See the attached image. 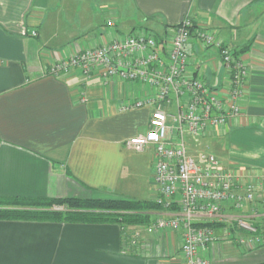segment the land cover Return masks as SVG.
Here are the masks:
<instances>
[{"label":"crops","instance_id":"0c3cea01","mask_svg":"<svg viewBox=\"0 0 264 264\" xmlns=\"http://www.w3.org/2000/svg\"><path fill=\"white\" fill-rule=\"evenodd\" d=\"M186 16L240 51L250 68L242 114L200 137L224 168L244 181L262 179L264 0H0V197L155 199L154 147L136 151L126 144L149 130L155 106L122 111V102L136 99L128 97L126 82L86 78L78 69L56 77L49 68L84 47L130 35L138 21L162 36ZM189 68L214 88L226 82L220 49L194 36ZM194 154L199 159L201 151ZM222 215L228 222L218 231L232 228L237 215L264 230L259 201ZM143 227L127 248L116 222L0 219V264H185L182 229ZM231 230L201 251L210 264H264V245L243 247Z\"/></svg>","mask_w":264,"mask_h":264},{"label":"built area","instance_id":"2783aa9c","mask_svg":"<svg viewBox=\"0 0 264 264\" xmlns=\"http://www.w3.org/2000/svg\"><path fill=\"white\" fill-rule=\"evenodd\" d=\"M110 25L114 23L109 21ZM33 35L36 32L32 33ZM197 37L204 47L220 49L227 72L222 87L214 88L190 71L191 39ZM78 69L90 78L99 75L105 83L117 79L141 85L142 96L124 101L120 109L154 105L149 130L127 139L129 148L143 151L154 147L153 184L157 189L155 202L166 210L178 205L175 216L157 212L147 233L182 229L181 252L185 264H210L201 251L221 241L235 229L237 242L243 247L264 245V230L237 215L218 231L212 226L196 225L200 217L228 222L222 213L227 207L238 210L249 203L264 204V176L244 181L241 176L222 165L212 154L202 153L199 159L188 152L185 133L200 136L211 128L228 126L243 110L241 100L246 94L248 63L234 47L225 45L205 27L195 26L186 16L168 29L165 35L140 28L126 37H115L55 60L49 74L59 77ZM84 99V98H83ZM175 103V114L165 105ZM172 117L177 124H168ZM127 247L136 243L140 228H123ZM128 230V231H127Z\"/></svg>","mask_w":264,"mask_h":264},{"label":"trees","instance_id":"16d2710c","mask_svg":"<svg viewBox=\"0 0 264 264\" xmlns=\"http://www.w3.org/2000/svg\"><path fill=\"white\" fill-rule=\"evenodd\" d=\"M241 53L240 51H238ZM172 208H178L176 203ZM166 210L154 199L106 197H0V219L60 222H116L122 228L147 226L157 212ZM196 225H221L199 221ZM128 231V230H127Z\"/></svg>","mask_w":264,"mask_h":264},{"label":"rangeland","instance_id":"374dc122","mask_svg":"<svg viewBox=\"0 0 264 264\" xmlns=\"http://www.w3.org/2000/svg\"><path fill=\"white\" fill-rule=\"evenodd\" d=\"M138 20V19H137ZM138 26L133 28V30L131 32L134 31H138L140 30V28H145L144 26L141 27L140 25L142 24L141 21H138ZM128 87L130 92L128 93V97H139L142 96V89H141V85L138 83H128ZM130 84V85H129ZM132 84V85H131ZM131 100V98L126 99L125 101ZM165 110L168 111V113L170 114H174L177 111V107L175 105V103H173L172 105H165ZM168 124L171 126H176L177 124L173 121L172 117H169V121ZM204 137H200V136H193L190 133L186 132L185 133V141L187 144V148H188V152L193 156L196 157V155L194 154V150H200L201 154L205 153V154H212L215 155L213 152V149L208 148V146H206V144L204 143L203 140ZM216 156V155H215ZM217 157V156H216ZM129 248V247H127Z\"/></svg>","mask_w":264,"mask_h":264}]
</instances>
